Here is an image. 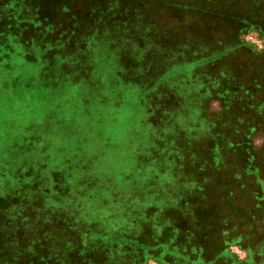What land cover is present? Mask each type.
I'll list each match as a JSON object with an SVG mask.
<instances>
[{
  "label": "rangeland",
  "instance_id": "obj_1",
  "mask_svg": "<svg viewBox=\"0 0 264 264\" xmlns=\"http://www.w3.org/2000/svg\"><path fill=\"white\" fill-rule=\"evenodd\" d=\"M178 228L264 264V0H0V264H186Z\"/></svg>",
  "mask_w": 264,
  "mask_h": 264
},
{
  "label": "crops",
  "instance_id": "obj_2",
  "mask_svg": "<svg viewBox=\"0 0 264 264\" xmlns=\"http://www.w3.org/2000/svg\"><path fill=\"white\" fill-rule=\"evenodd\" d=\"M147 195H144V197H146ZM183 200H180L179 202H182ZM185 203V202H184ZM146 201L144 200V215H143V219H144V225H148V221L155 218L158 220H161L162 218L159 217V214L156 213V209L154 210L153 208L149 207H145L146 206ZM151 206V205H150ZM183 222V221H182ZM184 225V222H183ZM224 225L226 224H222V229L224 227ZM179 232L178 234H176V236L171 240L170 237H166L167 235L164 233H162L160 235V239L156 241V243L150 242L149 240H145L146 242H144V250L145 251H152L154 252L155 250H157L161 255L165 254L166 252H170V250L168 251V247H166V242L169 240H171V242L174 243V249L171 251L174 254H176V256L182 258L180 260L186 261V264H194L196 262V258L195 256H193L194 254V250H193V246L190 244V241L188 239H185V235L181 234L182 232L180 231V229L178 228ZM185 230V233L187 230H189V228H187V223L185 224V226H183V230ZM130 234L124 235V234H118L116 236H111L109 238L110 241H117V240H126V238H132L129 236ZM107 236L104 237V239ZM167 249V250H166ZM154 250V251H153ZM148 256V255H147ZM146 256V257H147ZM156 257V258H155ZM151 260H155L158 264H165L162 260H159L157 258V256H153L150 257ZM148 260V259H147Z\"/></svg>",
  "mask_w": 264,
  "mask_h": 264
}]
</instances>
